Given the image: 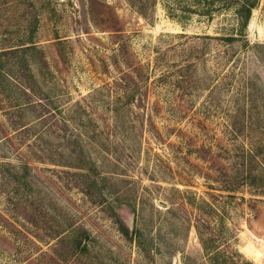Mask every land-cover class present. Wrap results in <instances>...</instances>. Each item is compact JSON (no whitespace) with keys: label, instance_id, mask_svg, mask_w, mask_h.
I'll use <instances>...</instances> for the list:
<instances>
[{"label":"rangeland","instance_id":"rangeland-1","mask_svg":"<svg viewBox=\"0 0 264 264\" xmlns=\"http://www.w3.org/2000/svg\"><path fill=\"white\" fill-rule=\"evenodd\" d=\"M231 1L0 0V264H264L263 183L225 188L263 174L264 0Z\"/></svg>","mask_w":264,"mask_h":264},{"label":"trees","instance_id":"trees-1","mask_svg":"<svg viewBox=\"0 0 264 264\" xmlns=\"http://www.w3.org/2000/svg\"><path fill=\"white\" fill-rule=\"evenodd\" d=\"M257 1L258 0H232L231 1V5L236 8V13L239 17V24L242 28H245L246 25L248 24L249 19L251 17L252 10L257 6ZM0 166H4L3 163H0ZM16 174H18V173H16ZM229 180L227 181V184L225 185V188L228 189V191L230 193V194H228L229 198H236L235 191L240 189V185L242 183H246L248 185L247 180H251V183L257 182L256 184H262L263 183V186H258L256 188V191H258L257 192L258 196L264 197V169H263L262 176H260V177L258 176V180L256 177L252 176V172L248 173V176L243 177L242 182H237V184L233 183L234 182L233 179H231L230 181ZM14 181L17 182V184L21 185L23 183L24 179L14 176ZM25 186L29 187L28 182H26ZM24 204L27 207L25 209H28V207H30V209H32V211L29 212V214L33 215L35 217L36 216L39 217L40 215H42L43 216L42 218H44V215H45L44 210L48 211V209L44 208V207L42 209L36 208L39 206L35 207L34 203L26 202ZM29 221L32 222L33 219H31ZM77 227L78 226H76L75 223H72L70 225L63 227L64 229L60 230L55 235H47L46 238L48 240H52V241L57 240V242H60V244H66L67 243V239H66L67 237L74 236L73 238H75L76 236L78 237V236L84 235V231L87 233L86 229H84L83 226H81L80 228H77ZM120 231L122 232V234L129 236V230L122 224H121ZM141 233H142L141 230L138 228H135V230H133L134 239L138 240L139 243H140L139 239L141 237ZM200 240H201L202 244L204 245V249L206 250L207 246H205V240H203V238H201V234H200ZM75 244L76 245L78 244L79 246L82 245L81 242H78V240H76ZM140 246H141V244H140ZM209 262H210V264H254L252 261L246 259L242 255V253H240L239 250L236 248H234L227 255L225 254V256L222 255V253L217 250L214 254L211 255V257H209Z\"/></svg>","mask_w":264,"mask_h":264},{"label":"bare ground","instance_id":"bare-ground-1","mask_svg":"<svg viewBox=\"0 0 264 264\" xmlns=\"http://www.w3.org/2000/svg\"><path fill=\"white\" fill-rule=\"evenodd\" d=\"M251 254H252V253H251ZM254 254H255V253H254ZM254 256H255V255H254ZM257 256H258V255H257ZM257 256H256V257H257Z\"/></svg>","mask_w":264,"mask_h":264}]
</instances>
